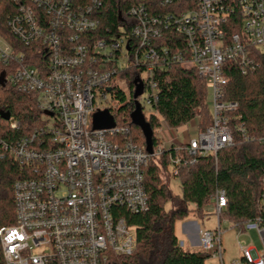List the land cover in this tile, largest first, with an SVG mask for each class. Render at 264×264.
<instances>
[{"label":"built area","instance_id":"1","mask_svg":"<svg viewBox=\"0 0 264 264\" xmlns=\"http://www.w3.org/2000/svg\"><path fill=\"white\" fill-rule=\"evenodd\" d=\"M8 1L13 38L0 30V62L11 85L35 94L41 124L17 137L0 133V160L12 158L21 170L13 184L15 222L0 228L4 264H115L135 252L136 227L128 215L149 209L150 161L166 157L169 175L178 176L201 157L217 161V153L234 144L229 116L238 104L224 99L225 69L229 62L243 73L255 69L253 52L264 51V0H160L172 8L164 13L140 2L97 39L104 0ZM235 25L240 31L230 32ZM173 65L204 80L211 123L201 129L196 113L181 126L185 140L179 142L174 131L181 127L162 121L149 153L145 142L131 138L125 113L101 103L118 99L119 81L135 70L147 120L144 109L158 101L155 75ZM135 89L136 83L134 108ZM103 110L115 126L94 129L93 116ZM8 121L11 131L21 128L18 119ZM227 202V191L216 187L211 203L218 233L200 229L201 250L220 264H264V207L243 227H232L239 256L225 262L221 214ZM251 229L260 249L240 239Z\"/></svg>","mask_w":264,"mask_h":264},{"label":"trees","instance_id":"2","mask_svg":"<svg viewBox=\"0 0 264 264\" xmlns=\"http://www.w3.org/2000/svg\"><path fill=\"white\" fill-rule=\"evenodd\" d=\"M140 2L153 13L172 9L171 6L161 7L160 0H104L99 12L101 26L94 32V37L101 38L106 27L112 29L122 24L127 11ZM9 5L8 0L0 2V30L10 39L13 36L7 25ZM240 29L239 25L231 26L230 32ZM253 59L256 67L247 73H243L235 62H229L225 69L227 84L224 99L238 104L229 116L234 144L221 149L217 153V161L208 155L182 169L177 176L181 181V196L173 195L169 184L161 181L163 176L160 171H167V158L150 161L145 172L149 209L128 215V223L136 227L135 252L130 256L117 257L115 264H207L209 255L203 250L189 251L179 245L175 224L193 212L203 218L216 187L224 188L228 196L221 223L229 222L231 227L241 228L246 221L261 213L264 207V141L258 139L264 137V51H254ZM5 70L0 62V78L5 72L4 81L0 80V133L17 137L41 124V113L35 94L11 85L6 80ZM136 74L135 70H130L123 75L130 90L134 89ZM155 79L158 82V101L153 107L156 113L147 118L154 132V146L157 143L155 132L162 120L171 128H178L190 122L200 110L203 115L201 129L211 123L210 110L205 102V82L195 70L173 65L156 74ZM131 97L123 106L125 122L131 127V138L141 144L145 138L140 128L131 121L134 109ZM118 99H126L123 91L118 92ZM4 113L21 122L18 131L9 129V121L2 115ZM20 176L17 161L12 158L0 160V228L15 222L13 184ZM191 204L194 208L190 207ZM0 264H4L1 242Z\"/></svg>","mask_w":264,"mask_h":264},{"label":"rangeland","instance_id":"3","mask_svg":"<svg viewBox=\"0 0 264 264\" xmlns=\"http://www.w3.org/2000/svg\"><path fill=\"white\" fill-rule=\"evenodd\" d=\"M119 85H120L121 90L125 93L126 99L124 100L111 99L109 97L107 101L103 100L101 104L102 106H105V107L106 106L116 107L117 113H120L121 115H123L124 113L123 106L126 104V101L130 100L131 91L126 81L125 82L119 81ZM144 113L147 117H150L151 114H155L156 112L152 107H146L144 109ZM197 113H199L200 115V123H201V119H203L202 112L198 110ZM50 121L53 122V120L51 119ZM174 133L177 135V139L179 142H182L185 140V127L179 128L178 130L174 131ZM160 174L163 176L161 181L163 183L164 181H166L169 184L173 195L181 196L182 188H181L180 179L177 176L169 175L168 171L161 170ZM169 205L170 204L168 203L167 206L169 207ZM190 207L194 208V205L191 204ZM217 226H218V223H217V219L215 216L214 205L213 203H210L209 205L205 207V216L203 218H200L193 212V213H190L185 219L177 220L175 224V233L180 243L182 241L185 242V245L183 247L185 250L199 251L201 250V247L192 246L190 239L192 237L196 239L197 236H199V230L202 228L214 230L213 236L215 237L218 233L216 229ZM221 230L223 232L222 242H223V247H224V259H225V262L228 263L233 258L239 256V247L237 244V241H238L237 231L231 227V223L224 222V221L221 223ZM240 239L242 241H245L248 244L256 245L259 249L261 248L260 239L254 229L249 230V232L241 236ZM207 264H220V262H219V259L210 256L207 259Z\"/></svg>","mask_w":264,"mask_h":264},{"label":"water","instance_id":"4","mask_svg":"<svg viewBox=\"0 0 264 264\" xmlns=\"http://www.w3.org/2000/svg\"><path fill=\"white\" fill-rule=\"evenodd\" d=\"M5 72L1 74V81H4ZM136 83V89L134 91V98L135 100V108L131 113V121L132 123L139 127L144 138H145V144L147 147V150L149 153L153 152L154 147V141L153 136L154 132L152 130V127L149 123V121L146 120L143 112L142 107L140 103L138 102L137 98L142 94L143 92V85L142 83L138 82V79L135 80ZM3 118L8 120L10 119L9 113L2 114ZM115 126V120L114 117L110 114L108 110L98 111L93 116V128L94 129H105V128H112Z\"/></svg>","mask_w":264,"mask_h":264},{"label":"crops","instance_id":"5","mask_svg":"<svg viewBox=\"0 0 264 264\" xmlns=\"http://www.w3.org/2000/svg\"><path fill=\"white\" fill-rule=\"evenodd\" d=\"M191 245L194 247H200V243H199V236H197L196 239H194L193 237L190 239Z\"/></svg>","mask_w":264,"mask_h":264}]
</instances>
